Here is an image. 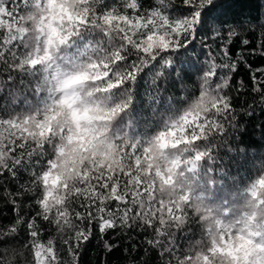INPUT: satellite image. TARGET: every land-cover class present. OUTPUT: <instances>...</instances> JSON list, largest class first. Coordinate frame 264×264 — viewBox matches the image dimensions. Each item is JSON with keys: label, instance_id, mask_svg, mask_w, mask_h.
<instances>
[{"label": "snow or ice", "instance_id": "1", "mask_svg": "<svg viewBox=\"0 0 264 264\" xmlns=\"http://www.w3.org/2000/svg\"><path fill=\"white\" fill-rule=\"evenodd\" d=\"M63 4L72 19L61 20L64 27L59 34L54 33L60 44L66 45L84 28L99 29L112 40L119 38L118 46L115 44L111 50L97 45L88 54L97 58L91 67L105 73L96 83L104 85L105 91L110 83L111 93L133 81L147 63L162 61L175 71L178 62L173 59V53L196 52L199 42L198 55L205 57V62L196 69L200 76L198 98L159 131H170L173 137H178L175 145L191 157L187 164L184 160L186 168H195L209 153L207 149L201 151L193 142L207 139L213 129L224 130L223 124L210 120L208 114L235 119L234 114L229 116V98L221 93L239 63L233 59V49L251 43L241 38L238 29L243 25L234 17L233 23L224 27L229 21L224 19L226 13L219 0H155L147 9L141 0H122L120 6H105V0H63ZM38 7H44V0H13L11 5L8 0H0V32L4 33L0 35L3 53L0 61L8 62L14 71L24 65L38 66L33 53L24 58L16 47L22 39L36 41L37 25L44 29L47 16L43 23L39 14L25 19L26 14ZM21 9L24 14L17 16ZM129 46L135 49L136 61L124 67ZM259 47V54L264 58V40ZM35 50L38 52V48ZM252 51L255 53L256 49ZM101 59L104 63L99 62ZM186 71L180 69L181 80ZM249 76L250 90L264 98V70L253 71L249 64ZM217 80L221 82L216 83ZM8 97L11 106L25 103V94L20 88H10ZM129 97L132 102V96ZM129 107L127 102L117 104L114 116L125 113ZM201 113L205 115L204 120L199 119ZM48 114L47 107L29 114L0 116V180L4 181L0 183V193L7 190L5 183L12 189L7 197L0 196V199L7 200L17 213L10 227L0 226V264H78L79 250L93 238L94 229L105 234L117 228L151 229L154 238L147 243L158 250L162 264H193L194 260L198 264H221V261L223 264H264V222L257 220L258 216L264 217L261 211L264 210V175L251 190L252 212L244 217L243 227L236 229L202 205L199 210L194 209V200L186 188H180L176 197L165 200L160 194L161 198L157 199L156 193H160L161 187L174 185L175 178L171 173L158 174L150 162V146L155 136L141 142L126 133L113 135L109 151L93 158L94 151L89 149L84 154L87 159L81 156L83 163L69 172L72 165L67 161L68 151L58 147L56 131L51 129L47 135L43 134ZM186 129L191 130L187 139ZM67 131L60 130L59 135L63 137ZM22 174L27 176L26 180ZM29 201L34 215L25 218L21 206ZM193 212L204 224L214 222V226L207 228L211 242L177 255L174 232L186 224ZM46 226H54L57 234L67 237L62 247L70 254L69 261L58 254L54 239L43 241L41 233ZM105 246L111 250L107 242ZM202 251L205 254L201 258Z\"/></svg>", "mask_w": 264, "mask_h": 264}, {"label": "trees", "instance_id": "2", "mask_svg": "<svg viewBox=\"0 0 264 264\" xmlns=\"http://www.w3.org/2000/svg\"><path fill=\"white\" fill-rule=\"evenodd\" d=\"M141 2L147 9L154 5L155 0ZM8 3L11 5L13 0H8ZM121 3L122 0H105V6H120ZM219 3L223 5L222 11L226 13L224 19L229 21L224 27H229L235 17L243 25V28L238 29L241 38H247L251 42L249 46L237 45L233 49V59L239 63L236 72L230 75L228 86L221 93L229 98V116L234 114L235 119L229 120L227 117L209 113V119L223 124L224 130L217 132L213 129L207 139L194 141L201 151L207 149L209 154L198 161L195 168H186L184 160L190 154L185 153L181 157L178 171L184 169L187 178L186 189L194 201L213 211L223 223L238 229L243 227L244 217L252 212L251 190L256 181L264 175V98L250 90L252 81L249 76V64L253 71L264 70V58L259 54V46L264 40V0H219ZM23 14L21 9L16 15ZM29 14L25 15V19ZM4 20L5 23L8 22L7 17H4ZM2 34L4 33L0 32V35ZM118 39H110L99 29H81L80 35L72 38L56 54L57 64L64 70H70L75 63L88 59L91 48L99 45L105 50H111L115 44L118 46ZM38 46L39 42L31 38L22 39L16 45L24 58L32 54ZM253 48L256 49L255 53ZM199 51L197 42L196 52L183 53L181 50L179 54L173 53V59L178 62L175 71L172 66H164L162 61L147 63L133 81L115 90L112 93L113 104L125 99L126 95L132 96V102L129 109L121 113L111 125V136H122L126 133L131 139L147 142L163 129L170 118H178L185 108L198 98L200 76L196 69L202 67L205 62V57L198 55ZM0 56H3L2 52ZM12 59L9 57V60ZM135 61V49L129 46L123 66L127 67ZM181 68L187 70L183 80L180 78ZM45 75L41 66L24 65L14 71L8 62L0 61V116L43 111L53 103L56 94L50 90L44 79ZM223 75L225 74L221 73V76ZM13 87L24 92L25 103L11 106L8 95L9 89ZM204 118V113H201L199 119ZM47 131H51V128ZM47 131L43 134L47 135ZM190 131L185 130V139ZM56 143L58 144V141ZM84 144L81 139V145ZM168 144L175 147L172 141H168ZM90 148L89 143L88 146L73 147L66 153L67 161L72 165L68 168L69 172L76 170L78 165L83 163L79 158ZM92 155L95 158L96 153L93 152ZM84 158L87 159V156ZM132 163L134 164V160ZM157 173L160 174L159 171ZM22 176L27 179L26 175ZM0 183L4 181L0 180ZM15 184L13 181L12 185ZM5 188L7 190L0 193V196L7 197L8 192L12 190L6 183ZM156 197L161 198L159 192ZM31 203L29 201L21 206L25 218L34 215ZM16 214L13 205L5 199H0V226L10 227ZM257 220L264 222V217L258 216ZM93 233V238L79 250L78 264H162L158 250L147 243L154 238L151 229L144 231L140 228H117L105 234L94 229ZM41 234L45 242L47 239L56 241L58 254L63 260L71 259L66 248L62 247L63 239L67 237L57 234L54 226H46ZM208 238L204 222L193 212L186 224L174 232L177 255L206 246ZM257 239L259 240V237ZM105 242L111 245V250L105 246Z\"/></svg>", "mask_w": 264, "mask_h": 264}, {"label": "clouds", "instance_id": "3", "mask_svg": "<svg viewBox=\"0 0 264 264\" xmlns=\"http://www.w3.org/2000/svg\"><path fill=\"white\" fill-rule=\"evenodd\" d=\"M78 6V5H77ZM68 10L64 7L63 0H44V7L36 8L29 16L39 14V19L43 23L47 16L44 29L41 30L37 25L35 39L39 42L38 52L33 51V56L37 60L38 66L46 74L44 79L50 90L56 94L54 103L48 106V115L45 116L43 128L45 131L50 127L57 133L58 147L67 152L73 147L88 146L98 157L109 151L108 146L113 143L111 136V125L119 116L115 114L117 104L125 102L131 104V98L126 95L125 99L112 103L111 84L108 91L104 90V85L96 83L105 73L100 69H93L91 65L96 63L97 58L91 56L86 61L75 63L70 70H64L57 64L56 54L64 46L56 40L64 25L61 20L67 17ZM71 27V24H67ZM31 31V29H29ZM100 63H104L101 59ZM67 129L66 134L61 137L60 130ZM178 137H173L171 132H158L150 146L151 164L155 171L165 174L171 173L175 178L172 186H162L160 194L165 198L176 197L180 188H187V178L184 169H179L181 156L187 153L181 146L173 147L168 141L175 143ZM81 139L85 142L81 145ZM191 160L188 156L185 163ZM192 207L199 210L201 204L194 201ZM214 226L213 221L205 224V227ZM212 237L208 238V243ZM216 240L219 236L216 235ZM205 254L203 251L199 254ZM193 264H198L194 260ZM221 264L223 262L221 261Z\"/></svg>", "mask_w": 264, "mask_h": 264}]
</instances>
